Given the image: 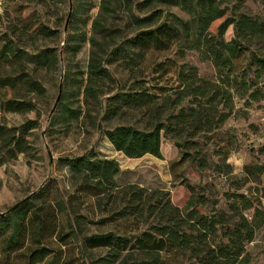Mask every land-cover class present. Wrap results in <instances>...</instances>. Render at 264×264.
Masks as SVG:
<instances>
[{"label":"trees","instance_id":"trees-1","mask_svg":"<svg viewBox=\"0 0 264 264\" xmlns=\"http://www.w3.org/2000/svg\"><path fill=\"white\" fill-rule=\"evenodd\" d=\"M74 1L78 10L84 0ZM246 1L136 0L127 4L129 30L125 33L103 23V14L111 7L108 0H101L92 36L87 38L74 22L65 30L61 51L67 57H74L86 40L91 50L85 77L80 82L71 78L67 82L71 92L65 89L59 102L68 115H53L51 122L75 120L83 112V117L90 118L114 150L126 157L150 154L161 158L163 138H168L182 151V157L195 161L201 170L207 168L199 150L203 137L225 124L237 100L264 98V18L241 12ZM172 8L185 12L188 18L178 16ZM229 26L233 37L226 40ZM57 35L56 29L41 23L32 29L28 20L15 30L8 27L0 35L1 112L26 114L36 109L34 96L45 93L36 74L56 67L59 49L32 48L23 39L34 42ZM189 51L212 63L213 79L200 77L195 66L183 63L176 68L175 85L166 88L153 84L166 74L171 54L183 59ZM155 53H162V57L153 58ZM148 57L149 65L158 73L149 86L134 76V69H141ZM118 62L124 63L133 81L128 88L116 81L108 68ZM74 87L82 96L80 112L67 105L69 98L75 97ZM128 110L143 112L147 117L143 128L129 123L102 125L120 119ZM37 127V119L13 126L0 123V160L5 162L18 154L34 157L37 149L30 137ZM260 147L264 149V145ZM58 163L75 180L73 194L65 193L51 178L28 199L0 215L2 264H11L12 254L21 251L24 258L18 264H42L57 251L51 246L53 241L65 248L77 243L86 256L79 264H250L245 246L255 236L257 208L251 219L244 215V210L253 207L245 194L230 196V215L213 207L202 212L199 208L206 207L209 198L202 191L196 192V186L186 179L182 183L189 196L180 207L163 189L118 184V162L101 156L94 148L61 156ZM256 167L264 172L263 166ZM82 194L107 211L119 203L100 223L125 220L126 228L82 235V216L71 207L73 197L81 198ZM96 249H104L105 253L88 256Z\"/></svg>","mask_w":264,"mask_h":264},{"label":"rangeland","instance_id":"rangeland-1","mask_svg":"<svg viewBox=\"0 0 264 264\" xmlns=\"http://www.w3.org/2000/svg\"><path fill=\"white\" fill-rule=\"evenodd\" d=\"M135 1L108 0L111 9L103 14V23L113 31L123 30L127 33L129 29L126 25V8L129 2L132 4ZM100 3L101 0H84L82 7L75 10L79 5L74 0H0V35L8 27L14 30L21 27L23 20H28L32 24V29L41 23L56 29L57 37L37 39L34 42L26 39L23 41L32 48L56 47L60 55L55 68L42 69L36 74L45 88V93L39 97L34 96L33 100L36 102L34 111L26 114L0 111V123L8 126L19 125L27 119L38 121V127L30 137L33 146L37 149L35 156L29 158L18 154L5 162L0 160V213L6 212L26 196L37 192L51 178L58 181L59 187L65 193L73 194L75 180L68 174L66 168L58 163V159L61 156L82 154L94 148L101 156L114 158L118 162L120 171L115 177L118 184H135L148 190L163 189L169 194L171 202L180 207L185 204L189 196L188 189L182 183L183 179L196 186V192L202 191L209 198V204L199 208L202 212H207L213 207L230 215L228 209L230 196L235 193L245 194L252 200L253 207L244 210V215L251 219L255 213L254 209L257 208L255 236L245 248L250 254V264H264V172L256 169V166L264 167V149L254 142L264 123V98L247 102L237 100L232 115L225 124L203 137L199 150L206 159L207 168L202 170L195 161L182 157V151L168 138H163L161 158L150 154L129 158L114 150L107 138L93 127L90 118L83 117V112L79 113L78 119L75 120L59 119L51 122L53 115L58 117L68 115L59 106V102L65 89L71 92V86L67 85V82L68 84L71 82V78L75 77L80 82L85 77L91 50V43L86 40L74 57H67L61 51L66 36L65 30L70 22H74L76 28L86 33L87 38L92 36L93 20L101 11ZM70 4L71 11H69ZM172 11L184 19L188 18V15L178 8H172ZM240 11L264 18V0H247ZM224 36L226 40L233 37L232 26L227 28ZM160 54L162 53H155L152 57H162ZM170 59L172 61L166 64V74L159 80L152 81L153 84L166 88L175 85L176 68L183 63L195 66L202 78L213 79L215 75L212 63L201 60L195 51L186 52L183 59L175 58L171 54ZM141 66V69H134V76L138 80H145L149 86L151 79L156 78L158 73L149 65V57L141 63ZM108 68L114 79L120 80L126 88L133 84L124 63H112ZM59 84H61V94L56 107L50 113L59 93ZM73 90L75 97H70L67 105L78 112L83 110L82 96L77 87ZM155 91L159 92V90ZM146 121L147 117L142 111L128 110L120 119L102 125L129 123L143 128ZM81 196V198L73 197L71 207L82 216V235L118 232L126 228L128 221L125 220L112 219L104 224L100 223L101 219L110 216V212L112 213L119 203L109 206L110 211H107L102 204L100 206L95 204L90 196L83 194ZM51 246L57 251L42 264H79L86 258L80 252L77 243L65 248L53 241ZM104 253V249H96L88 256L97 257ZM23 255V251L12 254L11 264L22 263Z\"/></svg>","mask_w":264,"mask_h":264},{"label":"water","instance_id":"water-1","mask_svg":"<svg viewBox=\"0 0 264 264\" xmlns=\"http://www.w3.org/2000/svg\"><path fill=\"white\" fill-rule=\"evenodd\" d=\"M71 9H72V6H71V4H70L69 11H71ZM69 15H70V12H69L68 16H69ZM60 94H61V84H59V93H58V96H57V98H56V101H55L54 106L52 107L50 113H52L53 110H54V108L56 107V104H57V102H58V100H59ZM31 195H32V193H31L30 195L26 196V197H25L24 199H22L21 201H23V200H25V199H28ZM17 205H18V202H17L16 204H14L11 208H13V207H15V206H17ZM11 208H9L6 212H9ZM6 212H4V213H0V215L3 216Z\"/></svg>","mask_w":264,"mask_h":264},{"label":"built area","instance_id":"built-area-1","mask_svg":"<svg viewBox=\"0 0 264 264\" xmlns=\"http://www.w3.org/2000/svg\"><path fill=\"white\" fill-rule=\"evenodd\" d=\"M254 142L257 145H264V123L262 124L261 131L257 134V136L254 138Z\"/></svg>","mask_w":264,"mask_h":264},{"label":"crops","instance_id":"crops-1","mask_svg":"<svg viewBox=\"0 0 264 264\" xmlns=\"http://www.w3.org/2000/svg\"><path fill=\"white\" fill-rule=\"evenodd\" d=\"M105 157V156H104Z\"/></svg>","mask_w":264,"mask_h":264}]
</instances>
